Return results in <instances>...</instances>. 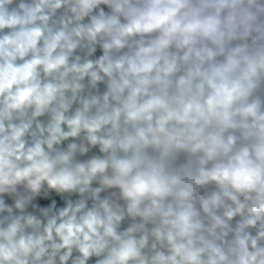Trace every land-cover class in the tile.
<instances>
[{"label":"clouds","instance_id":"obj_1","mask_svg":"<svg viewBox=\"0 0 264 264\" xmlns=\"http://www.w3.org/2000/svg\"><path fill=\"white\" fill-rule=\"evenodd\" d=\"M0 264H264V0H0Z\"/></svg>","mask_w":264,"mask_h":264}]
</instances>
